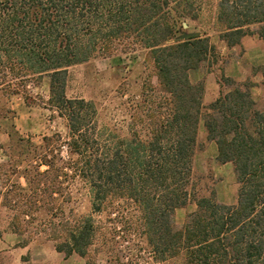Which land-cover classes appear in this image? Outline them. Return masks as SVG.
Segmentation results:
<instances>
[{
    "label": "trees",
    "instance_id": "1",
    "mask_svg": "<svg viewBox=\"0 0 264 264\" xmlns=\"http://www.w3.org/2000/svg\"><path fill=\"white\" fill-rule=\"evenodd\" d=\"M175 1L0 0V89L16 79L46 76L48 104L65 115L69 150L78 154L87 144L82 132L86 108L93 105L66 97L68 67L87 61L97 47L111 54L119 43L124 50L137 43L156 72L166 113L160 121L158 102L147 109L151 137L146 142L120 140L104 159L85 160L79 173L90 185L93 211L108 209L117 197L132 199L156 260L180 256L179 264H264V106H255L249 81L222 76L218 97L204 107V87L191 82L188 71L201 67L217 49L207 36L179 34V15L169 5ZM218 8L219 18L225 16L219 39L228 47L258 33L248 28L253 23L262 24L264 38V0H220ZM200 123L206 140L216 144L217 161L233 165L238 188L231 205L217 201L213 191L195 196L191 190L192 159L203 147ZM15 134L11 126L10 137ZM46 162L45 170L34 168L28 184L34 193L44 184L49 196L61 195ZM9 193L3 196L6 206L11 205ZM22 199L15 201L21 209L11 218L18 233L26 223L20 216L36 207V200ZM191 200L195 211L177 227L171 220L175 209ZM63 226L50 230L55 249L85 257L97 237L92 218Z\"/></svg>",
    "mask_w": 264,
    "mask_h": 264
},
{
    "label": "rangeland",
    "instance_id": "2",
    "mask_svg": "<svg viewBox=\"0 0 264 264\" xmlns=\"http://www.w3.org/2000/svg\"><path fill=\"white\" fill-rule=\"evenodd\" d=\"M232 1L234 0H230ZM219 2L220 0H176L169 4L173 14L179 15V34L183 38L187 33L207 36L217 49L215 55L203 62L201 67L188 71L189 79L203 85L202 101L204 107H207L220 93V77L237 79L236 76L227 74L226 66L229 62L233 63L234 70L244 76L241 81L247 80L252 84V92L257 98L255 106L262 107L264 38L259 35L262 24L253 23L248 26L250 31L258 33L246 44L239 43L236 51L222 49L219 35L225 29V16L223 20L219 18ZM252 44L262 51L263 62L257 67L246 63L245 57H241ZM117 46L111 54H104L97 47L87 61L67 69L66 97L84 99L93 105V109L86 108L88 121L82 132H85L87 144L81 147L78 154L69 150L71 136L65 115H60L55 107L48 104L46 76L30 77L25 82L16 79L10 86L5 84L0 89V120L6 118L3 122L7 127L10 128L14 122L17 98L24 99L31 105L46 107L48 110L45 118L49 122L46 123L49 134L38 143V140L20 133L22 125L17 120L19 127L6 146L8 161L0 169L4 192L11 190L8 212L11 217L19 213L20 203L16 204L15 201H23L22 196L36 200V207H28L30 210L27 217L20 216L26 220V223H21L22 229L25 238L32 239L34 244L42 245L50 241V246H55V242L49 237L53 226L63 228L68 220L71 224H78L83 218L90 216L95 227H98L97 237L85 257L73 253L68 256V264H179L180 256L166 260L154 258L144 234L139 208L132 199L117 197L108 209L93 211L90 185L79 173L87 158L104 159L105 153L111 152L120 140H149L151 127L146 112L148 108L156 106L157 102L161 104L160 121L166 113L162 91L156 89V72L151 61L145 60V49L137 43H132V47L127 50L120 43ZM155 93L161 97H155ZM206 113L207 109H202L201 120ZM199 137V144L203 147L196 150L192 159L191 190L195 196L209 195L213 191L217 201L228 205L235 203L238 183L232 163L217 161L216 144L206 140L202 123ZM62 146H66V149ZM46 161L52 164L50 177H54L62 188L61 195L55 193L49 196L42 191L44 184L34 193L28 184L27 180L33 177L34 168L45 170ZM15 165L21 166L19 172ZM17 175L22 177L21 182L17 181ZM195 209L196 205L192 200L175 209L171 217L173 224L183 226L188 214Z\"/></svg>",
    "mask_w": 264,
    "mask_h": 264
},
{
    "label": "crops",
    "instance_id": "3",
    "mask_svg": "<svg viewBox=\"0 0 264 264\" xmlns=\"http://www.w3.org/2000/svg\"><path fill=\"white\" fill-rule=\"evenodd\" d=\"M255 36V34H253ZM253 35L244 36L240 43L246 44L254 38ZM252 37V38H251ZM248 40H247V39ZM258 39V37L256 38ZM214 43H217L214 42ZM239 44L228 47L224 42H221L222 49L227 51H236ZM245 55V56H244ZM262 51L255 45H250L241 57H245L246 63H250L253 67H257L263 62ZM255 69V68H254ZM227 74L229 76H236L239 81L244 78L243 74L234 70V64L230 63L226 66ZM190 72V70H189ZM255 77V76H254ZM195 81V80H194ZM49 97V95L46 96ZM17 109H15L14 122L11 123L14 130L18 129L17 120L21 122L23 136H30V139L43 141L49 134L46 123H49L45 118L46 107L31 105L25 102L24 99L17 98ZM14 109V108H12ZM53 111V110H52ZM0 120V169L5 166L8 161L7 144L10 141V128L5 125L3 121L6 118ZM50 128V127H49ZM23 131V132H22ZM213 142V141H210ZM17 172L21 169L20 165H15ZM22 177L17 175V181H22ZM21 185H24L21 183ZM4 186L2 184V175L0 170V264H68V256L64 253L57 251L55 246H50L48 243L34 244L32 239L25 238V232L18 233L13 229L12 217L8 212L7 206L3 202Z\"/></svg>",
    "mask_w": 264,
    "mask_h": 264
},
{
    "label": "water",
    "instance_id": "4",
    "mask_svg": "<svg viewBox=\"0 0 264 264\" xmlns=\"http://www.w3.org/2000/svg\"><path fill=\"white\" fill-rule=\"evenodd\" d=\"M183 25L186 26L185 23ZM192 35H194V33H187V34H185L186 37H189V36H192Z\"/></svg>",
    "mask_w": 264,
    "mask_h": 264
},
{
    "label": "built area",
    "instance_id": "5",
    "mask_svg": "<svg viewBox=\"0 0 264 264\" xmlns=\"http://www.w3.org/2000/svg\"><path fill=\"white\" fill-rule=\"evenodd\" d=\"M63 149H66V146H62ZM0 155H1V152H0ZM1 158V157H0Z\"/></svg>",
    "mask_w": 264,
    "mask_h": 264
}]
</instances>
